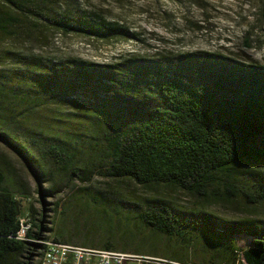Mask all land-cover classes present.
Instances as JSON below:
<instances>
[{
  "label": "trees",
  "instance_id": "obj_1",
  "mask_svg": "<svg viewBox=\"0 0 264 264\" xmlns=\"http://www.w3.org/2000/svg\"><path fill=\"white\" fill-rule=\"evenodd\" d=\"M36 1L28 9L32 25L48 19L66 33L100 40L129 34L78 8L49 16L47 1ZM23 2L0 0V35H16L25 14L14 13ZM262 93L264 67L219 53L99 63L8 49L0 55V141L38 181L52 182L39 193L81 183L66 207L60 204L68 226L59 224L51 239L193 264H244L240 256L246 264H264L263 221L222 220L161 198L130 199L91 182L101 176L147 188L164 184L261 204ZM1 176L0 264H37L41 240L49 239L39 231L45 229L42 215L33 208L22 213ZM25 215L30 228L17 239ZM240 234L251 237L246 248L237 245Z\"/></svg>",
  "mask_w": 264,
  "mask_h": 264
},
{
  "label": "rangeland",
  "instance_id": "obj_2",
  "mask_svg": "<svg viewBox=\"0 0 264 264\" xmlns=\"http://www.w3.org/2000/svg\"><path fill=\"white\" fill-rule=\"evenodd\" d=\"M34 1L24 0L21 4L23 10L18 9L14 13L15 16L19 12L25 14L21 16L22 22L16 35H0V55L11 49L54 58L73 57L91 62L119 63L130 58L158 62L163 56L177 59L184 53L202 51L264 67V0H46V7L51 10L49 16H58L66 10L73 14L78 8L84 10L87 16L115 22L129 33L104 40L82 33H66L52 26L48 19L32 25L28 9ZM246 37L249 38V45L246 44ZM202 77L206 81L205 74ZM224 85L236 89L234 82L226 81ZM261 101L263 106L264 97ZM48 120L50 123L55 121ZM259 169L264 170L263 167ZM0 174L3 184H8L16 193L22 213H28L33 208L36 217L42 215L45 229L39 231L49 237L41 240L43 244L51 240L59 224L68 226L60 204L66 207L75 188L81 185L78 180L67 186L57 185L52 193H39L40 188L46 190L52 182L38 181L24 159L1 141ZM91 182L130 199L161 198L175 207L198 208L222 220L264 222V201L253 205L242 196L234 200L226 196L204 197L164 184L147 188L130 180L113 181L101 176H94ZM238 182L241 185L242 181ZM29 228L30 223H27L21 232L22 237ZM31 229L35 231L36 227ZM235 240L240 248H246L251 237L240 234L235 236ZM211 250L208 248L207 253L210 254ZM38 251L40 255L35 262L41 264L42 246Z\"/></svg>",
  "mask_w": 264,
  "mask_h": 264
},
{
  "label": "built area",
  "instance_id": "obj_3",
  "mask_svg": "<svg viewBox=\"0 0 264 264\" xmlns=\"http://www.w3.org/2000/svg\"><path fill=\"white\" fill-rule=\"evenodd\" d=\"M20 222L21 228L15 235L17 239H20L21 232L27 227V223H30L26 215L20 218ZM43 245L46 248V257L41 264H193L162 256L77 246L55 239ZM240 259L245 262L241 256Z\"/></svg>",
  "mask_w": 264,
  "mask_h": 264
},
{
  "label": "bare ground",
  "instance_id": "obj_4",
  "mask_svg": "<svg viewBox=\"0 0 264 264\" xmlns=\"http://www.w3.org/2000/svg\"><path fill=\"white\" fill-rule=\"evenodd\" d=\"M50 242V240L45 241V243ZM46 257V248L42 246V260Z\"/></svg>",
  "mask_w": 264,
  "mask_h": 264
}]
</instances>
